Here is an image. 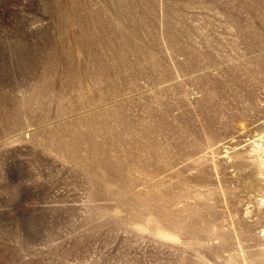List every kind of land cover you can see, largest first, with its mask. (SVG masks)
Wrapping results in <instances>:
<instances>
[{
	"label": "rangeland",
	"instance_id": "obj_1",
	"mask_svg": "<svg viewBox=\"0 0 264 264\" xmlns=\"http://www.w3.org/2000/svg\"><path fill=\"white\" fill-rule=\"evenodd\" d=\"M0 264H264V0H0Z\"/></svg>",
	"mask_w": 264,
	"mask_h": 264
}]
</instances>
